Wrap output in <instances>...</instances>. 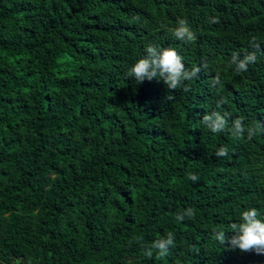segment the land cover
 Wrapping results in <instances>:
<instances>
[{"label":"trees","instance_id":"16d2710c","mask_svg":"<svg viewBox=\"0 0 264 264\" xmlns=\"http://www.w3.org/2000/svg\"><path fill=\"white\" fill-rule=\"evenodd\" d=\"M179 18L196 43L170 34ZM253 38L264 53V0H0V264H264L212 237L247 208L264 219V129L249 141L200 122L264 125V54L228 67ZM149 44L207 68L190 91L136 85ZM170 231L163 259L134 242Z\"/></svg>","mask_w":264,"mask_h":264},{"label":"clouds","instance_id":"9594fccd","mask_svg":"<svg viewBox=\"0 0 264 264\" xmlns=\"http://www.w3.org/2000/svg\"><path fill=\"white\" fill-rule=\"evenodd\" d=\"M213 22L218 23L219 21L214 20ZM176 25V27L169 29L175 40L184 44L196 43L197 32L191 28L186 18H179ZM250 46L254 50L246 51L243 56L239 52L232 54L228 67L233 68L235 73L247 72L249 66L257 62L258 53H261L260 45L253 38L250 41ZM144 52L145 55L131 66L127 74L129 79L136 82V85L155 80L157 82L162 81L171 92L177 89L190 91V88L185 86V82L198 78L201 71L207 68V64H204L202 67L193 66L189 69L183 63V57L175 47L163 48L149 44L145 47ZM211 84L213 87L218 86V90L223 89L224 82L219 72L213 77ZM217 106L219 107V104ZM200 122L213 134L230 132L234 138L240 139L246 136L249 141L264 129V125L261 124H245L243 117L232 120L231 126H229L227 115L221 114L219 111L204 114ZM228 151L227 147H220L215 155L225 157L228 155ZM187 179L196 183L199 176L189 173ZM195 216V209L189 207L187 210L178 213L175 219L177 222H182L185 219H195ZM260 217L261 213L256 208H247L240 213L239 222L231 223L228 230L224 228L215 229L212 237L219 245L227 243L230 250L239 249L241 253L255 252L258 255H264V219ZM226 232H232L235 235L229 239L225 235ZM134 242L141 245L145 257L151 259L155 253L163 259L170 254V249L175 247V234L170 231L166 236L154 240L150 245H145L142 237H137Z\"/></svg>","mask_w":264,"mask_h":264}]
</instances>
